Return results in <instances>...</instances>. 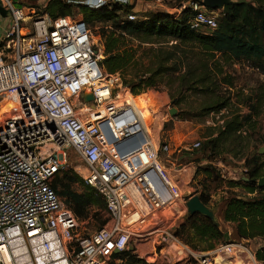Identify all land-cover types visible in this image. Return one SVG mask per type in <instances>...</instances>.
<instances>
[{
    "label": "built area",
    "instance_id": "built-area-1",
    "mask_svg": "<svg viewBox=\"0 0 264 264\" xmlns=\"http://www.w3.org/2000/svg\"><path fill=\"white\" fill-rule=\"evenodd\" d=\"M63 1L89 8L131 5L126 17L134 20L141 0ZM166 1L146 0L173 17L190 6L195 13L189 27L196 32L212 34L218 28L214 11L197 1L164 6ZM0 4L7 12L0 16V264H108L114 248L129 249L131 242L142 258L140 253L149 255L150 245H144L155 236L160 255L173 264H217L210 253L194 250L174 234L186 214V200L201 186L184 194L163 169L159 152L170 148L159 144L158 135L156 142L149 136L144 113L151 106L139 105L118 73L102 69L101 46L89 24L50 16L46 1ZM84 92L92 94L91 101ZM165 107L170 115L172 105ZM137 133L142 135L137 147L121 150L119 144ZM68 146L83 164L71 171L101 195L109 217L107 225L86 235L52 187L69 168ZM199 146L195 140L186 149ZM224 242L214 256L242 257L240 245ZM150 257L154 260L156 252Z\"/></svg>",
    "mask_w": 264,
    "mask_h": 264
},
{
    "label": "trees",
    "instance_id": "trees-1",
    "mask_svg": "<svg viewBox=\"0 0 264 264\" xmlns=\"http://www.w3.org/2000/svg\"><path fill=\"white\" fill-rule=\"evenodd\" d=\"M177 2L181 0H176ZM197 1L202 4L201 0ZM75 9V10H74ZM131 5L110 3L99 8H89L78 3L63 0H48L45 11L52 17L64 15L71 21L82 20L87 24L100 22L104 25L99 29V41L102 58L99 65L110 74L118 73L121 82L133 95L147 91L155 85L157 76L169 73H180L179 90L199 89L201 92H215L216 85L229 83L225 68L233 62H251L252 58L264 57V46L251 41L253 36L264 35V0H234L224 5L218 17V28L212 34H202L189 27L194 10L186 6L177 17L164 10H156L142 18L130 20L126 15L131 12ZM207 10H211L208 9ZM212 10V11H215ZM221 20L223 25L221 24ZM138 40L137 44H129L127 37ZM172 43V51L164 53L161 45ZM143 42L161 44L158 48H142ZM144 60H147L145 62ZM196 61L195 62H193ZM226 81V82H225ZM195 85H199L194 87ZM264 93L258 98H263ZM213 109H223L230 97L216 98ZM140 101V99H138ZM178 100L172 99L173 105ZM248 103V101H246ZM219 104V105H218ZM243 116L237 114L224 119L216 131H209L196 150L201 153L207 163L197 165L193 180L200 182L199 196L202 202L209 203L208 183L213 182L215 167L211 160L222 151L234 152L228 147L231 140L240 137L243 123L250 121L251 112ZM178 115L177 113L174 115ZM166 118L169 115L166 113ZM167 143L162 136L160 144ZM229 154V153H228ZM245 177L247 180H230V187L240 185L242 190L251 196L233 195L224 200L218 212L220 222L233 223L236 235L242 239L264 238V186L257 185L258 179L264 176V154L252 153L245 160ZM200 176V177H199ZM79 184L80 190L74 189ZM58 195L67 197V205L73 210L80 221L97 218L105 212V202L94 188L86 185L81 177L70 168L52 182ZM217 205V204H216ZM107 218L101 224L103 226ZM224 229L218 228L209 218L194 213L181 218L174 234L195 250H211L224 242ZM132 249H125L111 256L120 259L122 264H156L138 257ZM199 251V250H198ZM257 259L264 260V247L256 252Z\"/></svg>",
    "mask_w": 264,
    "mask_h": 264
},
{
    "label": "rangeland",
    "instance_id": "rangeland-1",
    "mask_svg": "<svg viewBox=\"0 0 264 264\" xmlns=\"http://www.w3.org/2000/svg\"><path fill=\"white\" fill-rule=\"evenodd\" d=\"M42 2V0H17V3L31 6H38V4ZM177 3L176 0H168L165 2L164 6H173ZM163 9L162 6H149L146 0H141L140 3L134 7V12L136 18L139 19L152 11ZM214 13L218 18L221 11L215 10ZM221 24L223 25L222 20ZM103 25L104 24L100 22L89 24L97 43H100L98 32L100 30L99 28ZM251 41L260 46H264V35L253 36ZM127 42L135 45L138 43V40L128 36ZM172 43L174 42L170 41L161 45L158 43L151 44L149 42H143L140 50L145 48H158L161 45L164 53H169L172 51ZM99 54L100 58H102L101 49ZM144 61L147 62V60ZM193 62L196 63L194 60ZM225 71L229 83H222L219 86L216 85L217 89L215 92H201L199 89L195 88L179 90L180 73L174 72L157 76L154 86H151L147 91L141 92L135 97V100L140 103L139 105L151 106L146 112V117H149V122L151 124V126H149L151 128L149 136L156 138V133L158 132L159 144L162 136H164L166 142L170 146V151L168 153L159 152L158 160L161 166L176 180H179L178 177L181 175L184 176V180L180 181L179 185L181 186L182 192L185 194L190 190L189 195L193 193L191 190L200 182H198L197 179L193 180L197 166L193 163L194 168H190L186 165V161L199 158L201 153L196 149H184L182 146H189L195 140L203 141L209 131H216V128L223 124L224 119L230 118L234 114L239 116L248 114V112H250L249 105L255 106V111L251 112L250 121L243 123L240 128V137H237L236 141L231 140V142L228 143V147L234 152L240 151L238 153L229 151V154L226 153V151H222L210 162L215 167L216 171L213 173L214 181L207 185L210 193V199L207 205L213 207L218 204L219 212L226 198L233 195H244V191L240 185L230 187L228 182L230 180L238 181L243 179L241 176L245 175L246 171L242 172L240 168L242 165L245 167V160L254 152L259 155L264 154V151L262 153L258 152L259 147H264V96L263 98H258V96L264 93V57H254L250 63L246 61L233 62L229 67L225 68ZM197 86L199 85H195L194 87ZM226 97H230V99L226 101V106L223 109H213L212 106L216 105V98H220L218 103H221ZM138 99H140V101H138ZM172 99L178 100L179 108L184 110L182 114L185 118H183L180 123L165 118V112H167L165 105L167 103L172 105ZM246 101H248V103H246ZM175 144H177V148ZM178 148H181L180 152L177 151ZM66 149L69 156L68 162L70 169L76 164L83 165L70 146ZM234 176H236L237 179H233ZM188 179L189 181L187 183ZM73 188L80 190V186L77 183ZM59 197L65 205L68 204L66 196L59 195ZM100 214L99 219L93 217L80 221L78 231L84 235L90 234L102 227L101 224L105 218H107V221L104 225H107L109 217L105 212H100ZM218 219L220 222V216ZM220 223L224 231L229 233V238L224 243H235L240 245V249L243 251L241 252L242 257L237 256L233 260L229 255L216 254L214 256L212 251H214L215 248L206 251L198 249L199 251H203L204 254L210 253L209 257H215V262H217V264H219L217 260L218 257L224 258L231 262V264H253L252 258L249 255L254 257L257 264H264V260L257 259L256 257L258 249L264 247V238H239L236 235L234 224L232 225V223L226 222ZM135 245L136 243L131 242L132 247L134 246L135 248ZM147 245L150 246L145 252L149 255L140 253L139 256L148 261L156 262V264H173L171 260H167L164 256L160 255V246L157 245L156 236L151 239L150 244H145L144 246L147 247ZM154 251L156 252V258L153 260L150 254ZM241 258H249V260H247V263H243L240 260ZM211 261L213 262V258H211ZM108 264H122V261L109 255Z\"/></svg>",
    "mask_w": 264,
    "mask_h": 264
},
{
    "label": "water",
    "instance_id": "water-1",
    "mask_svg": "<svg viewBox=\"0 0 264 264\" xmlns=\"http://www.w3.org/2000/svg\"><path fill=\"white\" fill-rule=\"evenodd\" d=\"M233 1L234 0H201L202 5L208 9H211V10L221 8L222 6L230 4ZM240 1H244V0H240ZM6 15H7L6 10L0 4V16L5 17ZM92 98H93V96L91 93L84 92V99L86 101H91ZM168 113L171 116L175 115L176 108L173 107L172 109L168 110ZM141 141H142V135L140 133H137V134L127 138L122 143H120L119 147L121 148V150L133 149V148L137 147V145ZM125 145H127V147H125ZM263 151H264V147L263 146L259 147L258 152L262 153ZM243 179L247 180V178L245 176H243ZM257 185L259 187L264 186V176L260 177L258 179ZM186 207H187V211H186V214L183 216V218H187V217L192 216L194 213H198V214H201V215L209 218L218 228L222 227L221 223L219 222L218 215H217L218 204L214 205L213 207H210L209 205L202 202L199 194L195 193V194H192L190 197H188V199L186 200ZM224 238H225V240H228V238H229L228 232L224 233ZM129 249H132V247H130ZM113 252L117 253L118 250L116 248H114Z\"/></svg>",
    "mask_w": 264,
    "mask_h": 264
},
{
    "label": "crops",
    "instance_id": "crops-1",
    "mask_svg": "<svg viewBox=\"0 0 264 264\" xmlns=\"http://www.w3.org/2000/svg\"><path fill=\"white\" fill-rule=\"evenodd\" d=\"M42 1H46V2H48V0H42ZM179 104H177V106L176 105H173L172 104V107L170 108V109H172L173 107L174 108H176V113L178 114V115H176V116H171V115H169V119H171L172 121H175V122H177V123H180V122H182V120H183V118H185L184 117V115L182 114L183 113V109L182 108H179V106H178ZM175 113V114H176ZM165 115H166V112H165ZM165 118H166V116H165ZM158 135V140H159V134H158V132L156 133V136ZM157 141V140H156ZM179 143H181V142H179ZM168 144V143H167ZM175 147L177 148V144H175ZM184 149H186V147L187 146H185V145H183L182 146ZM169 148H170V146H169ZM180 150H181V148H178L177 149V151L178 152H180ZM183 157V156H182ZM176 160V159H175ZM187 162V166H189L190 168H194V164H195V166H197V165H203V164H206L207 163V161L204 159V158H201V157H199V158H197V159H190V160H187L186 161ZM194 163V164H193ZM183 175H181L180 177H178L179 178V180H177V181H182V180H184L183 179ZM188 181H189V179L187 180V183H188ZM181 187V186H180ZM188 193V192H187ZM185 194V193H184ZM243 194H247V195H251L250 193H246V192H243ZM231 224V223H230ZM232 225H233V223H232ZM222 258V257H221ZM221 258H218V262H220V259Z\"/></svg>",
    "mask_w": 264,
    "mask_h": 264
},
{
    "label": "bare ground",
    "instance_id": "bare-ground-1",
    "mask_svg": "<svg viewBox=\"0 0 264 264\" xmlns=\"http://www.w3.org/2000/svg\"><path fill=\"white\" fill-rule=\"evenodd\" d=\"M144 116L146 117V112L144 113ZM151 139L156 142L155 137H151ZM178 183H179V181H178ZM218 258H221V257H218ZM218 258H217V260H218ZM219 264H231V262L225 260L224 258H221Z\"/></svg>",
    "mask_w": 264,
    "mask_h": 264
}]
</instances>
